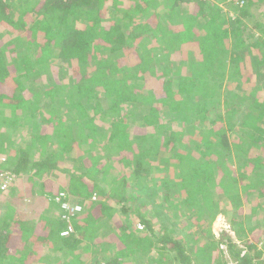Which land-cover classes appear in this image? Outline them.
Here are the masks:
<instances>
[{
  "label": "trees",
  "instance_id": "trees-1",
  "mask_svg": "<svg viewBox=\"0 0 264 264\" xmlns=\"http://www.w3.org/2000/svg\"><path fill=\"white\" fill-rule=\"evenodd\" d=\"M263 2L0 0V185L14 177L0 204V264H87L84 255L101 246L108 255L92 264H227L225 251L235 264H264L262 247L248 237L261 222L243 218L247 227L243 220L236 235L210 229L224 209L211 194L221 189L233 200L234 225L244 207L264 213V98L254 95L264 84L244 72L254 50L264 57V23L252 13ZM155 47L163 60L153 65ZM227 69L237 90L225 94L222 114L218 82ZM232 112L242 115L239 129ZM169 115L182 119L170 133ZM196 121L209 125L189 137L200 139L201 158L170 154L185 147L180 140ZM234 129L241 138L231 141ZM239 142L263 148L242 174L260 208L242 197L228 167ZM73 155L77 163L68 166ZM160 161L178 184L165 174L154 180ZM172 186L178 193L169 196ZM156 197L159 206L149 209ZM200 223L201 232L176 235Z\"/></svg>",
  "mask_w": 264,
  "mask_h": 264
},
{
  "label": "rangeland",
  "instance_id": "rangeland-1",
  "mask_svg": "<svg viewBox=\"0 0 264 264\" xmlns=\"http://www.w3.org/2000/svg\"><path fill=\"white\" fill-rule=\"evenodd\" d=\"M255 7H257V6H255ZM255 7L252 8L253 9L252 10V13L254 15V20H255V22L257 21V22H260V24H262V23H264V2L258 6V9L257 10L255 9ZM232 16H233V12H232ZM254 20L253 19L251 20V18H244V21L247 23V26H248V29L249 30H251V29L254 28V25H253V21ZM254 36L255 37L261 36V32L259 31V32L253 33V37ZM247 37H248V34H247ZM150 50H151V51H149V56H150L149 61H150V63H153V65H155L157 63H160L163 60V49L161 47L160 48L155 47L154 49L151 48ZM193 52L194 51H192L190 53L193 54L192 59L195 61V57H197V55H195V52L194 53ZM258 60L260 62L262 61L261 62L262 66L259 67V69L262 68V70H259V71H258L257 66L255 65L256 61H258ZM225 72H226V75H225L224 79L218 82V84L221 85V92L223 93V97H221V108H220V111L222 112V114H225V109H226V108H224L225 105L223 106V102H224V99H225V94L228 93V90L231 89V88L233 90L234 89L237 90L236 84L233 82L234 80H232L230 78L231 71L227 69ZM244 72H245V74L251 73L254 76V78H253L254 80H257V81H261L262 80L263 83L262 82L261 83H262V85L264 84V57H261V55L259 53H257L256 50H254V56L252 57V60L249 61V63L247 64V68H246V70ZM206 73H208V72H206ZM199 75H200V79L205 77V74H204L203 71H201V73ZM66 78L69 80L71 77H69V78L66 77ZM214 81H218V80L214 79ZM213 84L214 83L211 82V85H213ZM261 88H262L261 90H256V92L254 93V95H256L260 91L259 92V95H261V97L264 98V86H261ZM47 90H50V88H48ZM191 99H194V98H191ZM231 103L232 104L233 103H236V101L234 99H231L230 100V104ZM244 107H245V105H243V107H241V108L244 109ZM178 108L179 107L177 106V107L174 108V110H178ZM55 113H57V112H55ZM139 113H140V110H139ZM231 115L234 116L235 113L232 112ZM188 117H189V115L187 114V118ZM241 117H242L241 114H236L234 116V119H233V122L232 123L237 128L239 126V122L241 120ZM167 118L169 119V121L167 122V125L170 126L169 127L170 131H168L169 133L170 132H173L174 129H176L175 127H181V124H180V121L182 120L181 118L171 117L170 115ZM190 118H191V116H190ZM136 119L137 120H142L141 119V115H136ZM192 119H195V118H192ZM192 119L190 121H192ZM205 125H206V127L209 126L208 123L205 122L204 124H201L200 121H196V124H191V123L189 124L188 123L186 129L191 130L192 133H189V136H184L180 140L182 143H184V146L185 147L183 148V144L181 145L182 147L181 146H178L177 148L172 147V148L168 149V151H170L169 153L170 154L176 153L178 155L181 154L183 156L186 155L189 158V160L198 161L201 158V154H200L199 150L197 149V147L199 145L198 142H200L199 141L200 139H198V142L195 143L193 141V139L191 140V138L194 137V139H196L197 137H199L201 135L200 131L201 132H203V131L208 132L209 130L205 127ZM228 126H229L228 123L225 122L224 127L228 128ZM191 127H192V129H191ZM194 127H196V129ZM261 127L264 129V120L261 123ZM143 129L145 130V127H143ZM248 130H249L248 127L246 129H244L245 132H248ZM238 131H237V129H234V130H231V131H229V130L227 131V134L229 135L231 141H236V140L239 139L240 133ZM53 133H54V129L49 130V134H53ZM29 136H30L29 133L28 134L25 133V137H27V139L29 138ZM190 136H191V138H189ZM260 136L261 137H259V138H261L260 141L262 142L261 145H263L264 144V135L260 134ZM178 138H179V136L175 139V135H174V139L175 140H178ZM238 145H243V149L241 151L240 148H234V147L231 148L232 153L230 154V159L228 161V167L233 172V176L238 180V189L240 190V192L242 194V197L243 198H246V199H249V200L251 198L252 205H254V207L260 208L261 207L260 205L262 204V201H260V199L257 198L256 196H251V194L254 195V192L256 190H253L252 189L254 191L253 193H251L252 191H250L249 188H246L244 190V186H247L248 185V182L246 181V179H244L242 177V174L245 175V176L248 175V174H244V173H246V171H250V169L252 168V164H249L248 161L251 160V159H253V156L254 155H256V156H259L260 155V157H261L262 156V153H263V151H262L263 148L258 147V145H256L255 143H252V144H249L248 145L247 143L239 142ZM180 148H182V150H180ZM239 153L241 155H239ZM242 153H245V154L243 155ZM75 157H76V155H73L70 158H65L66 164L68 166H73L75 163H77V161L76 162L74 161L75 160ZM73 162H75V163H73ZM155 166H156V168L158 170L153 173L154 180L155 179L158 180L159 178L162 177V174H165L166 176H170L171 177V179L169 180V182L174 183V185H176V182L178 184V180H176L177 178L175 180L172 178V176L173 177L176 176V174H177L176 171L174 172L172 170L170 172V170H169V171H164V173H162V168L164 167V164H163L162 161H160L157 164H155ZM247 168H249V169H247ZM155 173H157V174H155ZM51 180H53L54 182H56V176L54 175L53 177H51ZM0 187H1V185H0ZM9 188H8V186L6 187L7 190H9ZM177 190H178V188L175 187V186H172L171 189L169 188V196L176 195L178 193ZM5 191L6 190H4V192ZM4 192H1V194H0V204H1V202L4 203V201L6 199L5 196H4ZM146 192H148V191H145L144 190L143 193H142V195L141 196L139 195L137 201H139V200H145V196L147 194ZM226 192H227L226 189H221L219 191L212 192V194H211L213 196L214 200H215V203L216 204L218 203V205L220 207L223 206L224 209L220 211L221 214H219L217 216V218L215 219V221L212 224V228H210V229L217 236H219L221 234V232L224 231V230L229 231L228 233H230L232 235H236L235 234L236 233L235 231H236V229L238 227H240L242 225V222L244 220L243 218H246L247 217L246 220H248V219L251 218V219H253V221L256 219V221L261 222L260 223L261 224V227H259V225L258 226H255V227H253V229H251V231H249V233H248V237L250 239L249 242L254 243V244H257V245H260L262 247L261 250L264 251V244H262V240L259 241V239L262 236L264 237V213H262L263 211L261 212V210H260L261 214H259L258 216L256 215L257 216L256 217L255 215H252V213L250 212V210L248 208L245 209V207H244L243 208L244 209L243 214L244 213H247V214H244L243 216H239L237 218L235 224H237L239 222V220H240V223L238 225H234V223L232 222V220L228 218V211L229 212L232 211L230 209V207L232 205L233 200H230V198L228 197V195L226 194ZM157 197L155 199L151 200L152 202L149 201V203H147L149 209H153L154 210L155 207H158L159 206V205H157V204H155L153 202V201L157 200ZM160 197H162V196L160 195ZM246 199H244V200H246ZM0 209H2V208L0 207ZM157 209H159V208H157ZM175 209H178V208H175L174 207L172 209V211L170 212V214H169L170 216H172L174 214ZM150 211H152V210H150ZM98 213L99 212L96 211V214H98ZM180 214H181V211H180ZM130 218H131V221H132V218H135V217H132V216L130 217L129 216V219ZM118 221L119 222H117V224H119V226H120L121 221L120 220H118ZM182 221L183 220L181 219V222ZM247 223L248 222L244 220L243 227H247ZM138 225H140V224H138ZM119 226L114 227V230H119L120 229ZM180 226H181V224H179V228H181ZM200 226H203V223L202 224L200 223L198 226H195V227L188 225L185 228V229H188V231H186V230L185 231L178 230V232H176V235H180L181 237H184V236L188 235L190 229L191 230L192 229L193 230H198L199 232H201V230H203V229L200 228ZM206 229L208 231H210L208 228H206ZM192 234L194 235V233H192ZM102 235L103 236L101 238H102L103 241H109L110 240V237H112V234L109 233V230L106 231V232H104ZM189 235L191 236V233ZM195 237L199 238L200 236H195ZM240 247L241 248H245L243 243L240 244ZM103 249H104V246L103 247L101 246L99 248L93 249V251H91V253L84 255V259L87 260L86 263L87 264H92L94 262L96 263L99 260H101V262H103V260H102L103 254L102 253L104 251L107 252V249L108 248L106 250L105 249L103 250ZM107 255H108V252H107ZM223 257L227 261V264H235L234 263V260L231 259L230 254L227 251H225ZM262 257H264V252H263V256ZM217 260H218L217 261V264H219V259H217ZM139 263H140L139 261L134 262V264H139ZM174 264H179V261L177 260Z\"/></svg>",
  "mask_w": 264,
  "mask_h": 264
},
{
  "label": "built area",
  "instance_id": "built-area-1",
  "mask_svg": "<svg viewBox=\"0 0 264 264\" xmlns=\"http://www.w3.org/2000/svg\"><path fill=\"white\" fill-rule=\"evenodd\" d=\"M7 186H8V188L10 187V180H9V182H6V183H4L3 185H1V187H0V191L7 190V189H6ZM57 200H60V199H57ZM63 206L66 207V208H68L66 205H63ZM76 210L78 211L79 208L76 207V208H71V209H70V211H71L72 213H74ZM139 228H142V227H139ZM65 234H67V232H66Z\"/></svg>",
  "mask_w": 264,
  "mask_h": 264
},
{
  "label": "bare ground",
  "instance_id": "bare-ground-1",
  "mask_svg": "<svg viewBox=\"0 0 264 264\" xmlns=\"http://www.w3.org/2000/svg\"><path fill=\"white\" fill-rule=\"evenodd\" d=\"M12 179L14 180L13 177H10V178H9L10 181H11ZM1 192H4V191H1ZM1 192H0V194H1ZM67 234H68V232H67Z\"/></svg>",
  "mask_w": 264,
  "mask_h": 264
}]
</instances>
